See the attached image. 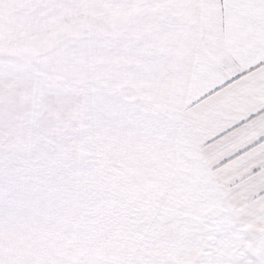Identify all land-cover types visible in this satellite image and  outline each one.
<instances>
[{
	"label": "snow or ice",
	"instance_id": "obj_1",
	"mask_svg": "<svg viewBox=\"0 0 264 264\" xmlns=\"http://www.w3.org/2000/svg\"><path fill=\"white\" fill-rule=\"evenodd\" d=\"M0 264H264V0H0Z\"/></svg>",
	"mask_w": 264,
	"mask_h": 264
}]
</instances>
